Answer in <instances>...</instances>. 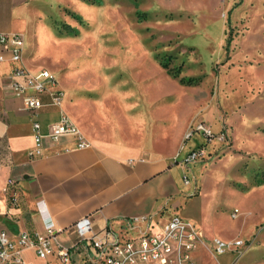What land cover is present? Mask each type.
Returning a JSON list of instances; mask_svg holds the SVG:
<instances>
[{
  "label": "rangeland",
  "instance_id": "rangeland-1",
  "mask_svg": "<svg viewBox=\"0 0 264 264\" xmlns=\"http://www.w3.org/2000/svg\"><path fill=\"white\" fill-rule=\"evenodd\" d=\"M36 2L41 69L72 116L114 149L188 154L199 142L205 237L245 242L231 264H264V0ZM199 122L214 141L191 132ZM202 245L200 264H219Z\"/></svg>",
  "mask_w": 264,
  "mask_h": 264
},
{
  "label": "crops",
  "instance_id": "crops-1",
  "mask_svg": "<svg viewBox=\"0 0 264 264\" xmlns=\"http://www.w3.org/2000/svg\"><path fill=\"white\" fill-rule=\"evenodd\" d=\"M36 5V0H0V32L23 35L24 63L33 72L45 64L39 56L32 29ZM11 70L12 63L6 56L0 60V229H7L13 240L22 232L44 235L48 224L59 230L52 242V252L46 258L39 257L33 248H24L20 252L24 261L61 264L58 247L71 248L70 264H85L88 256H96L89 241H80L74 232L60 231L83 216H91L93 229L99 236L111 232L121 237H135L148 231L150 226L144 220L130 226V220L147 216L153 228H157L174 214H180L197 224L204 240L209 239L211 243L214 237L221 238L205 237L202 231L208 196L197 184L201 167L196 161L189 164L183 161L187 154L185 147L176 152L134 153L128 148L105 145L91 136L66 108L65 90L62 109L81 128L91 145L80 148L76 138L63 136L58 142H47L43 155H33V117L22 108V100L11 92ZM48 100L44 96V101ZM59 117V108L44 106L39 111L43 131L47 132ZM197 143L189 142L188 151L195 149ZM185 176L189 178L187 182ZM10 179L15 181L18 196L15 203L4 191ZM201 248L203 245L194 253L198 264ZM214 256L219 264L233 261V255L228 252ZM2 264L18 263L8 260Z\"/></svg>",
  "mask_w": 264,
  "mask_h": 264
},
{
  "label": "built area",
  "instance_id": "built-area-1",
  "mask_svg": "<svg viewBox=\"0 0 264 264\" xmlns=\"http://www.w3.org/2000/svg\"><path fill=\"white\" fill-rule=\"evenodd\" d=\"M25 39L22 34L15 32H0V60L6 56L12 63L10 73L11 92L22 100V108L33 117L34 150L33 155H43L46 143L58 142L63 136H73L78 141L80 148L88 147L91 143L86 139L84 132L76 122L62 109L65 91L59 79L47 68L37 72L31 71L24 63ZM44 96L49 100L44 101ZM46 105L60 109V117L52 122L47 132L42 129L39 120V111ZM191 132L201 133L206 138V144L214 141L216 136L211 126L199 122ZM218 140H226L225 134H220ZM204 157V150L195 148L186 155L184 162L189 164ZM188 177L185 176L186 182ZM15 181L10 179L4 191L10 194L11 201H17L14 188ZM238 215V210L231 213L232 217ZM139 220L146 221L150 229L138 236L121 237L111 232L99 236L93 229L91 216H83L68 228L60 231H71L78 235L80 241L90 244L96 251V256H88L85 264H198L194 256L200 243L204 239L197 224L180 214H174L165 224L153 228L147 216L136 217L129 221L132 226ZM53 224H48L44 235H31L22 232L17 240L10 237L7 229H0V264L11 260L18 264H28L21 256L24 248H33L37 255L46 258L52 252V242L57 236ZM241 239L231 241L214 237L210 243V250L219 256L228 251L238 250L244 246ZM57 256L61 264H70L72 257L71 248L58 247Z\"/></svg>",
  "mask_w": 264,
  "mask_h": 264
},
{
  "label": "trees",
  "instance_id": "trees-1",
  "mask_svg": "<svg viewBox=\"0 0 264 264\" xmlns=\"http://www.w3.org/2000/svg\"><path fill=\"white\" fill-rule=\"evenodd\" d=\"M192 81V79H189V82Z\"/></svg>",
  "mask_w": 264,
  "mask_h": 264
}]
</instances>
